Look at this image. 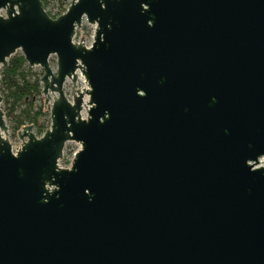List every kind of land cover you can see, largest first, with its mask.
Wrapping results in <instances>:
<instances>
[{
  "label": "water",
  "instance_id": "obj_1",
  "mask_svg": "<svg viewBox=\"0 0 264 264\" xmlns=\"http://www.w3.org/2000/svg\"><path fill=\"white\" fill-rule=\"evenodd\" d=\"M19 51L51 125L14 150L0 93V264H264V0H0Z\"/></svg>",
  "mask_w": 264,
  "mask_h": 264
},
{
  "label": "trees",
  "instance_id": "obj_2",
  "mask_svg": "<svg viewBox=\"0 0 264 264\" xmlns=\"http://www.w3.org/2000/svg\"><path fill=\"white\" fill-rule=\"evenodd\" d=\"M52 0H42L45 9L53 18H57L67 11L70 0H56L58 8L56 12L49 11ZM31 68L22 53L15 54L8 67L1 73L0 93L4 97L3 111L13 135L26 126H33L34 132L41 137L50 128V109L44 103L43 86L41 78Z\"/></svg>",
  "mask_w": 264,
  "mask_h": 264
},
{
  "label": "rangeland",
  "instance_id": "obj_3",
  "mask_svg": "<svg viewBox=\"0 0 264 264\" xmlns=\"http://www.w3.org/2000/svg\"><path fill=\"white\" fill-rule=\"evenodd\" d=\"M72 2V0H70ZM58 8V2L56 0H52L50 5H49V11L56 12ZM19 53H21L19 51ZM51 66L53 68V71L56 73L57 72V57L52 56L50 59ZM34 70L40 74L43 73L42 69L40 67L34 68ZM87 88L86 84L84 83L83 78H79L76 84H74L71 80H68L65 84L64 90L67 95V98L70 100H73L74 96L76 95V92L78 90H83ZM88 100V98H87ZM44 103H45V97H44ZM48 109H50V106H48ZM84 116H86V112L83 113ZM8 124V123H7ZM9 126V124H8ZM10 142L12 143L14 150H17L18 148L21 147L22 145V140L19 138V135L17 134L16 136L13 135V131L9 127V135L7 136ZM80 145L75 142H70L67 144L64 157L60 161V166L63 168H70L71 164L75 158V154L79 151ZM264 162V161H263ZM264 164V163H263Z\"/></svg>",
  "mask_w": 264,
  "mask_h": 264
}]
</instances>
